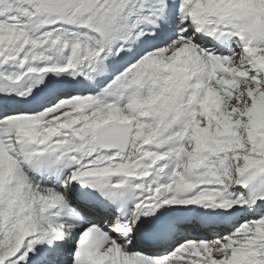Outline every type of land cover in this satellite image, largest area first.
Masks as SVG:
<instances>
[{
	"label": "snow or ice",
	"instance_id": "obj_1",
	"mask_svg": "<svg viewBox=\"0 0 264 264\" xmlns=\"http://www.w3.org/2000/svg\"><path fill=\"white\" fill-rule=\"evenodd\" d=\"M0 264H264V0H0Z\"/></svg>",
	"mask_w": 264,
	"mask_h": 264
}]
</instances>
